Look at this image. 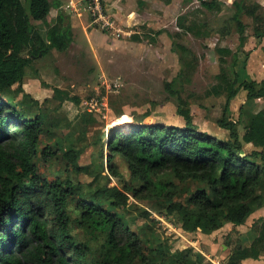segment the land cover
Wrapping results in <instances>:
<instances>
[{"label":"rangeland","instance_id":"1","mask_svg":"<svg viewBox=\"0 0 264 264\" xmlns=\"http://www.w3.org/2000/svg\"><path fill=\"white\" fill-rule=\"evenodd\" d=\"M50 1L55 5L56 0ZM59 1L64 5L65 23L72 30L68 49H52L33 58L23 82L4 93V98H14L27 116L43 119L39 148L53 154L36 159L42 177L54 179L69 173L74 180L89 182V176L74 174L64 158L66 151L77 149L81 151L80 164L93 163L94 169L101 171L96 185L139 188L140 181L132 176L124 159H115L119 176L111 174L107 166V142L113 130L124 128L125 122H120L124 115L129 116L126 121L130 125L144 119L148 124L181 126L184 119L178 110L183 106L191 110L202 131L226 138L228 132L219 122L223 117H233L238 130H245L248 114L241 108L246 92L239 91L231 111L225 110V94L212 93L213 88L224 85L222 76L241 72L249 58L248 52L240 49L236 27H232L233 34L225 36L218 26V18L224 20L235 8L217 5L209 9L200 0H102L103 18L94 23L89 2ZM244 3L248 10L258 4L253 0ZM51 10L50 18L58 16L57 9ZM259 12L264 15L263 9ZM251 15H241L247 25ZM35 24L45 40L48 21ZM222 48L231 53L221 52ZM253 148L247 146V151ZM176 183L179 192L175 201H185L196 187L191 180ZM88 190L86 187L84 192ZM126 192L128 198L116 212L142 244V255L132 264H226L239 244L250 243L249 233L257 230L253 224H261L264 218L251 214L245 222L247 231L222 222L210 234L187 232L178 216L163 208L168 200L145 193L137 197L129 189ZM101 203L109 206L106 199ZM69 211L77 220L74 202ZM71 233L78 242L89 243L94 255L102 251L103 234L77 221H73ZM241 264H264V255Z\"/></svg>","mask_w":264,"mask_h":264},{"label":"trees","instance_id":"2","mask_svg":"<svg viewBox=\"0 0 264 264\" xmlns=\"http://www.w3.org/2000/svg\"><path fill=\"white\" fill-rule=\"evenodd\" d=\"M244 1H234L235 11L221 28L228 35L236 27L240 45L245 43L243 13L260 22L257 33L264 29L259 12L263 7L256 4L248 10ZM200 2L209 9L217 6V0ZM52 6L50 0H0V264H132L142 255V244L116 212L128 198L127 189L137 197L145 193L168 200L163 208L177 215L187 232L210 234L222 222L245 224L264 206V109L251 114L242 136L238 122L228 117L219 121L228 130L226 138L200 130L191 110L183 106L178 110L184 119L181 126L137 119L128 129L113 130L107 142L108 169L119 176L115 159H124L140 181L139 188L96 185L101 171L93 163L80 164L77 149L66 151L64 158L74 174L89 176V182L74 180L69 173L54 179L42 177L36 159L53 154L39 148L43 119L27 116L4 93L23 82L33 58L52 49H68L72 30L61 9L55 23L49 24L45 40L37 30L35 22L46 21ZM220 50L231 53L228 48ZM239 78L240 72L234 70L232 77L222 76L221 89L213 88L215 95L226 94V111L241 89L247 99H264V79ZM247 143L254 144L250 152L244 149ZM188 180L196 183L194 191L185 201H175L176 181ZM105 199L109 206L101 203ZM71 202L78 211L77 220L70 214ZM73 221L103 234L98 256L89 243L73 236ZM253 225L257 230L249 233L250 243L239 244L226 264L264 255V218Z\"/></svg>","mask_w":264,"mask_h":264},{"label":"crops","instance_id":"3","mask_svg":"<svg viewBox=\"0 0 264 264\" xmlns=\"http://www.w3.org/2000/svg\"><path fill=\"white\" fill-rule=\"evenodd\" d=\"M234 1L235 0H217V5L220 9H225V8H230V7L234 8V5H233ZM253 1L260 4L264 10V0H253ZM56 2H57V4L59 3L60 5L57 6ZM63 6L64 5L59 0H56L55 5L52 6V9L54 8V9H57L58 11H60V9L64 8ZM51 11H50V13H51ZM233 13L234 12H232V14ZM232 14L230 16H228L227 18H225L224 20L223 19L219 20V18H218V22H219L218 26L222 28L226 19L231 17ZM49 16H50V14H49ZM49 16L47 18V21L49 24H53V20H56L57 15L53 16L54 18L53 17L50 18ZM251 17H252V19L250 20V22H248V25L242 19L243 22L246 24L245 31L243 33V36L245 37V43H244V45H240V49L242 48L243 50L247 51L249 58H248L246 66L241 69L240 80H243V79L256 80L255 75L257 74V75H262V77L260 79L256 80L259 82V81L264 79V29L260 30L257 33L256 28L258 26L260 27V25H259L260 22L254 18V15H251ZM263 22H264V20H263ZM263 22H261V24L264 25ZM236 31L237 32H235V34L238 33L237 28H236ZM233 32H234V29H233V31H231V33L233 34ZM238 35H239V33H238ZM238 39H239V44H240V35L238 36ZM240 52H241V50H240ZM238 59H239V55H238ZM224 94L225 93H222L220 95H224ZM220 95H217V96H220ZM235 97H237V95ZM225 106H226V100H225ZM242 107L244 110L246 109V113L248 114L247 119L249 120L251 114L258 112L261 109H264V99L256 98V99L250 100V99L245 98V100L242 102ZM228 110L231 111V105L229 106ZM192 116H193V114H192ZM230 119L234 120L233 117H230ZM193 120H194V117H193ZM183 124H184V122H183ZM226 131L228 132V130H226ZM244 132H245V130L243 132H240L241 136L244 134ZM247 146L254 147V144L253 143L245 144L244 145L245 151H247ZM253 213L252 214L254 216L253 215L252 216L254 218L255 217H264V207L257 208ZM250 217H251V215H250ZM236 227H238V229H245V231L249 230V227L245 224L238 225ZM246 260H249V259H246Z\"/></svg>","mask_w":264,"mask_h":264},{"label":"built area","instance_id":"4","mask_svg":"<svg viewBox=\"0 0 264 264\" xmlns=\"http://www.w3.org/2000/svg\"><path fill=\"white\" fill-rule=\"evenodd\" d=\"M89 2L91 13L94 17L93 22H99L103 18V6L102 0H83Z\"/></svg>","mask_w":264,"mask_h":264},{"label":"bare ground","instance_id":"5","mask_svg":"<svg viewBox=\"0 0 264 264\" xmlns=\"http://www.w3.org/2000/svg\"><path fill=\"white\" fill-rule=\"evenodd\" d=\"M126 120H129V116L128 115H124L121 119H120V122L124 121V128L125 129H128L131 127L130 123L127 122Z\"/></svg>","mask_w":264,"mask_h":264}]
</instances>
